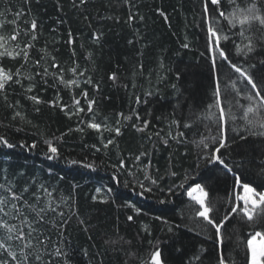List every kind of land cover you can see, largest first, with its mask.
I'll list each match as a JSON object with an SVG mask.
<instances>
[{
    "label": "trees",
    "instance_id": "obj_1",
    "mask_svg": "<svg viewBox=\"0 0 264 264\" xmlns=\"http://www.w3.org/2000/svg\"><path fill=\"white\" fill-rule=\"evenodd\" d=\"M253 3L264 15V4L258 0H235L234 5L220 0L219 8L227 16ZM203 8V0H87L83 5L80 0H0V36L4 37L0 52L5 53L0 67L13 74L0 91V136L15 145L8 148L0 143V184L11 183L17 192L28 186L24 199L35 203L31 193H36L41 206L47 199L39 187L44 185L67 221L61 228V218L49 212L38 225L43 231L40 238H49L46 246H37L42 261L150 264L151 253L159 249L164 264H218L221 251L228 264H248L247 240L254 231H264V224L247 221L239 209L231 211L236 196L243 194L234 177L239 174L242 183L264 191V137L243 131L244 109L239 105L247 106L250 85L246 89V82L219 56L213 68L206 16L218 20L217 30L230 36L220 47L232 63L248 69L261 95L264 45L259 37L264 26L255 21L245 25V35L253 37L257 50L247 57L238 55L240 26L232 28L210 3L207 14ZM32 20L37 25L34 33ZM14 34L15 41L10 39ZM26 44L32 45L27 61L22 52L15 56ZM52 57L58 68L52 66ZM73 67L75 74L70 71ZM17 69L19 83L15 82ZM113 73L115 80L110 79ZM217 77L228 141H235L221 150L232 172L201 158L209 150L199 141L217 133L216 123L208 118L209 113L219 116L218 107L208 108L216 103ZM82 92H87V98ZM90 100L95 101L91 112ZM17 112L20 116L13 118ZM121 113L132 119H123ZM144 120L149 121L147 128L139 131ZM89 123L100 124V131L88 127ZM115 127H120L119 135L107 130ZM178 132L183 136L172 139ZM242 135L247 139L241 140ZM33 143L35 148L30 147ZM49 144L58 149L54 158ZM73 160L78 163L72 164ZM196 184L208 193L210 217L217 223L228 217L220 230L222 244L215 229L196 215L199 205L187 194ZM12 247L18 250L15 242ZM57 247L67 255L55 256ZM196 255L200 260L193 259ZM29 264L41 262L30 257Z\"/></svg>",
    "mask_w": 264,
    "mask_h": 264
},
{
    "label": "snow or ice",
    "instance_id": "obj_2",
    "mask_svg": "<svg viewBox=\"0 0 264 264\" xmlns=\"http://www.w3.org/2000/svg\"><path fill=\"white\" fill-rule=\"evenodd\" d=\"M127 2V0H126ZM260 4H264V0H258ZM80 3L86 4L87 0H80ZM212 4L215 6L214 11L219 12L220 17H224L228 19L229 24L232 28H235L237 25L240 26V31L236 34L241 38L242 44L236 45L235 51L238 55H243L247 57L249 54H253L257 50V44L253 42L252 36L245 35V25H250L252 22H258L261 26H264V15L258 14L260 9L256 6V3L246 10L235 9L234 11L230 12L227 16H225L224 11L220 10V0H203V11L205 14L208 13V5ZM227 3L230 5L235 4V0H227ZM19 15V13L17 14ZM133 19L132 15H129V21ZM141 19H143L141 17ZM167 19V17H165ZM208 27H207V35H206V44L209 47V50L212 52L211 55V62L213 68H215L217 64V56L222 58V60L226 61L230 68L234 70L235 73L239 74V77L242 78L245 83V88L247 89L250 85L249 91L246 92L245 98L248 101L247 106L239 105V107L243 108V115L241 119L244 122L243 131L247 133L248 136L253 137H264V95H261V89L258 87L257 83L254 81L253 76L250 74L247 68L243 67L240 64L232 63V60L229 59L228 54L225 50L220 47L221 41H228L230 36L224 34L223 31H218L216 25L219 24V21L216 20L214 17H207ZM31 30L35 31L37 25L36 21L32 20L31 22ZM18 34V33H17ZM17 34H14L10 37L11 40L15 41L17 38ZM27 34V33H25ZM69 43H72L71 33H69ZM32 40H35L36 37L33 34ZM95 39H99V36L95 37ZM4 37L0 36V47L3 46L2 42ZM243 41H247L243 43ZM259 42L264 45V34L259 37ZM131 43V41H130ZM214 45V47H213ZM31 44H26L23 48L15 53V56H20L21 52L23 53V58L27 61L28 57V49L31 47ZM184 48L188 47V44L182 45ZM17 48H20L19 44H17ZM5 53L0 52V56H3ZM73 54L75 51L73 50ZM7 55L9 57L15 58L13 53L8 52ZM53 60V67L58 68L59 65L55 64V58L52 57ZM264 63V61H261ZM36 64H39V61H36ZM23 66V65H22ZM250 67H254V65H249ZM141 67H143L141 65ZM62 71V70H61ZM72 73H76V67L70 69ZM49 73L47 69H45L44 75L47 76ZM55 75V74H54ZM79 75H83V72H80ZM15 76L17 79L15 80L16 83H19V76H20V69H17ZM31 79V77H29ZM110 79L115 80L116 75L115 73L112 74ZM13 80V74L5 71L3 67H0V91L5 89V85L7 82ZM61 82H63L62 75L60 76ZM88 83H91V78L87 79ZM69 84L75 83V81H68ZM175 87V85H173ZM233 88H235V82H233ZM31 86L27 89V91H31ZM239 92V90H237ZM220 82L219 78L217 77L216 81V88L214 92V97L216 98L215 104L208 105V108L218 107L219 108V116H216L215 113H209L208 118L212 119L214 123L217 125V133L216 135H209L207 137H203L199 144L203 146L204 149H208L209 151L204 153L201 158L207 160L208 163L218 162L220 165L223 166L228 172H232V167L230 166V162L226 163L224 154L222 153L223 150H227L230 147V143H234L235 141H228L227 137V120L225 119V109L223 105L219 101L220 97ZM152 93H148L151 95ZM82 95L87 98V92H82ZM6 99V97H5ZM29 99L33 100L36 103H40L38 97L31 96ZM137 102H140V98L136 97ZM95 101H88V111H92V104ZM55 104V102H52ZM75 105L79 106V100L74 101ZM228 103V110L231 112L232 104L231 101H227ZM83 108H79V111H83ZM250 114L252 118L250 117ZM123 117V114H120ZM20 116V113H15L14 117ZM136 118L140 119L139 114L136 113ZM125 120L132 119L131 116L123 117ZM237 117L233 114L232 120L235 122ZM119 123V121H117ZM149 121L144 120L143 126L139 128V131H143L147 128ZM174 123L179 126V121H174ZM191 125L186 124L185 127H190ZM88 127L96 129L100 131L101 125L97 123H89ZM135 127V125H134ZM105 128L107 126L105 125ZM108 131H114L116 135L120 134V127H115L114 129H107ZM233 131H236L234 128ZM159 135V133H157ZM183 133L178 132L176 136H173L172 139H178L182 137ZM241 140H246L247 136H240ZM0 143L5 145L8 148H14L15 145L9 143V141L0 136ZM109 144L112 143V140L108 141ZM164 143L167 144L168 140L165 139ZM107 145H105L106 147ZM31 148H35L36 144L33 143ZM49 153L52 155L50 158H54L57 156L58 149L57 147L49 144L48 148ZM139 159V157H137ZM72 164H77L78 161L73 160L71 161ZM121 166H123V162H121ZM86 167L91 168L92 165L88 164ZM175 175V173H172ZM235 184L240 185L242 188V195L236 196L237 204L235 207L231 209L233 213H235L238 209L242 212L244 217H246L247 221L253 222V224H264V191L258 192L256 188L252 187L249 183H242L239 174H236L234 177ZM155 183V181H153ZM40 189L43 190V193L47 197L44 201L43 205L41 206V197L36 193H31L32 197L35 199V203H29L28 200L24 199L25 193L29 192V187L25 186L21 191L17 192L13 190V185L11 183L0 184V191L6 192L7 195L0 194V264H29L30 257L35 262H41V264H50V262L42 261V255L38 249V245L46 246L48 242V237H44L41 239L40 237L43 235V231L38 225H42L45 221V216L49 213H55L61 218V223L59 227H63L64 224L67 223L66 220L63 219L64 213L58 212L57 208L58 205L53 206L52 201V193L48 191V189L44 185L39 186ZM143 187V185H141ZM100 189H97L99 192ZM148 191H151L149 188ZM171 191V189H169ZM108 192H111V189H108ZM199 193V194H197ZM187 194L189 198L194 201L196 204L199 205V209L196 211V215L202 217L204 221L207 222V225L213 227L216 231V235L218 237V242L220 244L223 243V238L220 234V230L224 224V222L228 219L227 216L223 217L219 223L216 222V219L210 217V213L213 212V208L206 203L208 193L204 189L201 184H196L194 187H191L187 190ZM143 195V192H141ZM95 199V197L93 198ZM240 201H242V207L240 205ZM63 202V201H62ZM163 202V201H162ZM132 207H135L132 205ZM139 212V209H136ZM127 219L131 221L133 219L132 216H128ZM257 238H259V243L257 242ZM13 242L18 245V250H14L12 247ZM107 243V242H106ZM247 253H248V264H264V231H254L251 234L250 239L247 240L246 243ZM52 255V253H49ZM54 255L57 257H64L67 254L62 251L61 248L57 247L54 251ZM195 260H200V256L196 255L193 257ZM150 264H164V261L161 257V251L156 249L154 252L151 253L150 256ZM218 264H228L225 260L223 252L219 253Z\"/></svg>",
    "mask_w": 264,
    "mask_h": 264
},
{
    "label": "rangeland",
    "instance_id": "obj_3",
    "mask_svg": "<svg viewBox=\"0 0 264 264\" xmlns=\"http://www.w3.org/2000/svg\"><path fill=\"white\" fill-rule=\"evenodd\" d=\"M197 194H199V193H197ZM257 242L259 243V238H257Z\"/></svg>",
    "mask_w": 264,
    "mask_h": 264
}]
</instances>
